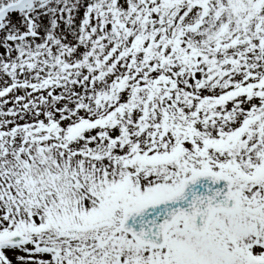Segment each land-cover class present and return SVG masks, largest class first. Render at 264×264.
<instances>
[{
  "label": "snow or ice",
  "instance_id": "snow-or-ice-1",
  "mask_svg": "<svg viewBox=\"0 0 264 264\" xmlns=\"http://www.w3.org/2000/svg\"><path fill=\"white\" fill-rule=\"evenodd\" d=\"M0 264H264V0H0Z\"/></svg>",
  "mask_w": 264,
  "mask_h": 264
},
{
  "label": "water",
  "instance_id": "water-1",
  "mask_svg": "<svg viewBox=\"0 0 264 264\" xmlns=\"http://www.w3.org/2000/svg\"><path fill=\"white\" fill-rule=\"evenodd\" d=\"M203 182H204V183H208V181H206V180H204ZM224 183H226V182H224V181H221V182H220L221 185H223Z\"/></svg>",
  "mask_w": 264,
  "mask_h": 264
}]
</instances>
